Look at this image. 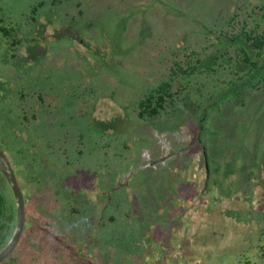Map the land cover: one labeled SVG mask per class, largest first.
Returning <instances> with one entry per match:
<instances>
[{"label":"rangeland","instance_id":"374dc122","mask_svg":"<svg viewBox=\"0 0 264 264\" xmlns=\"http://www.w3.org/2000/svg\"><path fill=\"white\" fill-rule=\"evenodd\" d=\"M0 1L6 20L19 24L15 37L24 38L22 44L15 40L16 49L8 41L0 45V102L7 115L2 125L12 148L22 141L34 143L33 156L51 171L63 150L70 161L76 160L75 147L87 156L100 132L109 129L114 131L109 135L129 145L125 151L133 154L127 161L122 157L118 172L122 175L113 173L119 166L112 158L99 167L98 181L91 173L84 175L82 166L93 165L86 159L61 174L87 194H96L99 183L113 196L131 195L130 202L146 211L142 213L146 221L176 209L177 220L170 226L172 232L163 234V247L160 234L148 246L152 247L148 259L128 264H244L264 258V193L258 182L264 162L258 176L248 182L244 177L229 199L213 203L211 209L207 206L211 194L202 189L203 147L215 169L222 175L228 169L229 182L238 176L237 161L227 145L215 140L251 113L258 121L251 119L247 125L264 126L259 122L264 119V97H252L256 90L249 95L246 88L242 97L226 93L232 91V82L246 76L247 67H239L237 44L221 36L233 37L245 19L263 34L264 0H47L39 8L41 0ZM71 9L84 12L73 17ZM68 17L75 20L72 25ZM13 20L9 27L16 24ZM35 24L40 29L45 24V37L33 33ZM90 24L92 28H87ZM77 43L84 45L79 49ZM116 64L122 73L105 74L93 88L91 76H97L98 66L112 70ZM164 81L171 84L178 101V112L168 115L172 123L163 126L160 118L141 122L136 100ZM219 91H225L223 97ZM22 94L25 115L35 117L30 124L22 123L11 102ZM176 174L188 180L179 193ZM150 229L149 234L157 228ZM73 260L91 264L80 254Z\"/></svg>","mask_w":264,"mask_h":264},{"label":"trees","instance_id":"16d2710c","mask_svg":"<svg viewBox=\"0 0 264 264\" xmlns=\"http://www.w3.org/2000/svg\"><path fill=\"white\" fill-rule=\"evenodd\" d=\"M46 1H39L36 8L45 6ZM52 2L55 3V0H52ZM72 10L69 12L74 14L73 17L84 12V9H80L75 13ZM5 13L4 8L0 7V45L8 41L7 44L16 49L15 44L17 43L15 40H17V37L15 36L17 33L14 32L17 27L18 29L20 27L17 20H6ZM71 14L69 13V15ZM68 19V21H72L69 22L71 25L75 21L69 17ZM12 20L13 22L16 21V24L9 27L8 23H11ZM244 22L245 25L238 33H234L233 37L229 36V34L221 35L228 42L233 41L234 44H237V51L240 49V52L237 53L242 56V62H239V67L241 64L247 67L246 76L239 77L238 81L232 82V91L228 89L226 93L232 97H242L243 91L249 88V95L256 90L252 97H255V95L264 97V33H257L247 19ZM44 25L40 29L35 24L32 30L33 33L35 35L39 33L40 37H45L46 28ZM87 28H92L91 24ZM48 35L50 36L49 32ZM22 38L21 40H17V42L20 44L24 43V38ZM83 45L77 43L79 49ZM126 54L122 52L119 55L127 59ZM12 56L15 57L16 55L13 54ZM213 62L215 61H210V63ZM117 64L112 70L108 68V65L105 67L98 66L97 76L90 75L94 82L92 87L94 88L95 84L99 83L100 80L102 81L103 79L101 78L105 74L114 75L116 73L119 75L121 71L117 68ZM103 68L104 71H102ZM192 68L196 67L192 66ZM224 92L219 91L220 96L223 97ZM25 95H20L16 101L11 99L13 100L11 102L15 104V109L20 112L22 123L28 120L27 124H30L33 121L32 118L35 117L30 118L25 115L27 109L23 101L21 102L22 98H26ZM41 95L43 94H36V96ZM28 96L32 97L31 95ZM175 98L176 94L172 91L171 84L164 81L154 90L147 94H142L136 100L137 103L134 105L136 116L141 122L147 123L160 118L163 120L160 123L161 125H170L172 120L168 115H175L178 112L176 111L178 101ZM261 107H264V104ZM6 116L5 112L1 109L0 102V147L6 151L11 162L16 166L18 165L15 171L26 200L27 227L21 246L10 255L8 262L0 264H74L73 258H76L78 254L84 255L90 260L91 264H128L136 260L139 263V261L141 262L143 259L149 258V251L152 250V247L148 246L160 234L162 238L159 247H163V242L166 239L163 234L171 233L172 228L170 226L177 220L174 218L178 215L176 209L172 210V213L168 211L169 214L161 218L149 217L148 221H146L145 215L142 216L146 214V211L143 210V212L138 207V204L133 205L130 202L131 195L118 194L117 196H113V191L111 194V191L102 189L99 183H96L98 185L97 188L102 190L98 189L96 194H87L84 187L81 186L80 188L79 186L70 184L68 180L70 178L61 174L63 171L72 172L70 170L71 167L76 169L75 166L81 165V162L86 159L87 163L93 165L82 166L84 175L91 173L93 178L98 181L96 177L101 174L99 167H106L108 159L112 158L111 160H117V165L119 166L117 168L113 167V173L120 175L121 173L118 172L122 163V157H125L123 159L127 161L129 157L130 159L132 158L133 154L125 151L129 145L121 144L115 136L109 135L114 133V131L111 132L109 129H104V132H100L98 135L99 140L93 142L91 153L89 152L87 156H82L80 151L75 147L77 155L74 161L68 160V153L66 150H63L60 155L61 158L54 163L53 169L48 171V169L42 168V163L33 156L32 144L34 145V143L22 141L17 149L12 148L11 143L4 137L5 129L2 124L4 122L3 118ZM252 117L253 114L251 113L245 120H236L237 124L231 129L232 131L226 130L222 132L223 134L219 135L215 140V143L218 142L223 147L227 145L232 150L231 156L234 158L233 160L237 161L238 176L236 179L225 182L228 176V169L226 171L223 170L224 175H222L219 170L215 169V166L209 163L207 146L205 145L202 149L206 173L202 189L209 191L211 194L210 202L207 204L208 209H211L212 204L215 202L221 204L224 197L228 198L232 196L234 194L233 191H236L235 189L239 187L238 185L243 184L244 177L246 182H248L251 176H258L261 173V164L264 162V126L260 124L259 126H248L247 123L249 121H258L257 116L253 119ZM202 118L205 117H201V121L204 122ZM259 122L264 123V119ZM109 124H106L105 127H110ZM242 124H244L243 127L241 126ZM201 129H203L202 126ZM28 132H30L29 128ZM253 136L256 139L255 143ZM240 144L242 148L238 147ZM50 147L48 146L46 149ZM217 172L218 174H216ZM74 174H77V172ZM219 174L221 177H219ZM73 176L71 175V177ZM2 177L4 176L2 175ZM183 178L179 174H176V177H174L178 185L176 189L177 193L180 192L179 189H182L188 183V180L185 178V182H182L181 179ZM258 182L259 191L264 193V175L260 176ZM122 185L124 186V184ZM177 193L174 197L177 196ZM189 193H192L191 189ZM119 197L121 198L119 199ZM137 199L139 201L140 196H137ZM11 204L14 205L13 194L11 192L7 194L4 187L0 185V227L4 226V222H7L8 226H10L11 220L14 219ZM141 207L143 209L145 207L143 202ZM154 226L157 228L156 231L154 230V232L149 234L150 227L154 228ZM153 245L158 248V245L155 243ZM251 263L264 264V258L261 257L257 263L248 259L244 264Z\"/></svg>","mask_w":264,"mask_h":264},{"label":"water","instance_id":"95a60500","mask_svg":"<svg viewBox=\"0 0 264 264\" xmlns=\"http://www.w3.org/2000/svg\"><path fill=\"white\" fill-rule=\"evenodd\" d=\"M0 173L4 176L5 181L9 184L14 201H15V211L16 220L15 228L9 240L0 249V262L10 255V253L15 249L20 238L22 236L25 224H26V200L24 197V192L19 183L14 164L11 162L10 157L7 155L0 147Z\"/></svg>","mask_w":264,"mask_h":264},{"label":"flooded vegetation","instance_id":"af4514ba","mask_svg":"<svg viewBox=\"0 0 264 264\" xmlns=\"http://www.w3.org/2000/svg\"><path fill=\"white\" fill-rule=\"evenodd\" d=\"M15 167V165H14ZM19 180V179H18ZM0 185H2L5 189V191L7 192V194H9L11 191V188L9 186V184L5 181V178L2 177V174L0 173ZM21 185V184H20ZM12 205V204H11ZM12 215L14 216V219L11 220L10 222V226H8L7 222H4V226L0 227V249L5 245V243L9 240V238L11 237L13 230L15 228V220H16V211H15V201H14V205H12ZM26 215V214H25ZM13 227V228H12ZM26 227H27V215H26V224L22 233V236L20 238V242H18L17 246L15 247V249L10 253L13 254L15 252L16 249H18L19 246H21V244L23 243V239H24V235L26 233ZM10 255H8L7 258H5L2 262H8Z\"/></svg>","mask_w":264,"mask_h":264}]
</instances>
